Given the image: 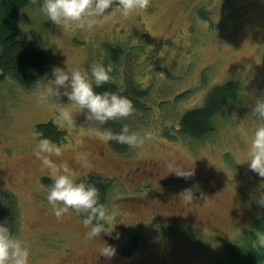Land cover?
<instances>
[{"label": "rangeland", "instance_id": "rangeland-1", "mask_svg": "<svg viewBox=\"0 0 264 264\" xmlns=\"http://www.w3.org/2000/svg\"><path fill=\"white\" fill-rule=\"evenodd\" d=\"M42 2L25 6L17 22L19 39L45 55L42 83L52 79L54 66L90 74L107 46L118 45L126 54L117 83L122 91L124 82L136 91L131 93L139 105L121 124L130 133L152 131L155 139L143 148L116 149L83 111L73 109L78 126L70 129L50 106L37 103L36 88L23 90L5 80L0 191L14 200L13 235L27 242L29 264H215L222 247L264 213L257 203L264 178L246 163L257 125L252 97L264 96V0H151L147 10L129 18L76 31L51 22L40 11ZM228 80L240 85L238 101L215 117L213 131L198 140L176 133L181 116L201 107L208 92ZM48 120L64 132L59 143L52 142L62 152L53 161L67 162L76 181L92 174L110 182L103 203L114 216L106 226L114 227L112 235L88 240L82 216L70 210L58 220L53 214L49 172L34 155L44 139L36 126ZM78 152L89 154L91 168L76 162ZM171 159L195 175L184 183L168 174L165 162ZM184 189L193 191L192 204L182 203ZM130 234L138 248L124 256L120 250ZM104 242L116 248L111 260L98 254Z\"/></svg>", "mask_w": 264, "mask_h": 264}, {"label": "clouds", "instance_id": "clouds-1", "mask_svg": "<svg viewBox=\"0 0 264 264\" xmlns=\"http://www.w3.org/2000/svg\"><path fill=\"white\" fill-rule=\"evenodd\" d=\"M151 0H43L40 11L56 26L65 31L92 30L102 27L113 18H129L135 13L147 10ZM37 4L38 0H30ZM115 65L108 63H93L89 70L79 68L68 69L54 66L52 79L37 81V103L50 106L56 113L57 119L66 127L75 129L78 126L73 109L85 113L88 122L103 126L110 121L115 122L128 118L136 113L133 101L119 92H97L96 88L105 85L112 79ZM67 98V103L62 102ZM254 104L251 115L256 118L257 125L248 143L247 164L251 171L264 178V96L252 97ZM233 120L238 116L235 111L230 114ZM103 139L131 148H143L146 142L155 139L152 131L129 132L127 125H123L119 132L105 129ZM34 155L41 161L42 170L49 172L51 184L48 186L47 201L52 212L59 220L70 210L82 216L83 226L88 229L86 238L92 240L101 234L112 235L114 227H106L114 220L113 214L104 203L100 202V191L94 183L87 182V178L76 181V173L67 162L56 163L52 157H60L61 149L49 139L38 141L34 148ZM89 154L78 152L75 160L83 168H91ZM168 174L189 179L195 175L194 169H186L177 164L174 159L165 162ZM182 203L192 204L195 196L191 189H184L179 193ZM257 203L264 207V192H261ZM256 239L251 247L264 248V232L255 231ZM115 238H119L116 234ZM98 254L111 260L116 255V248L103 243ZM30 249L26 241L13 235L6 223H0V264H29Z\"/></svg>", "mask_w": 264, "mask_h": 264}, {"label": "trees", "instance_id": "trees-1", "mask_svg": "<svg viewBox=\"0 0 264 264\" xmlns=\"http://www.w3.org/2000/svg\"><path fill=\"white\" fill-rule=\"evenodd\" d=\"M39 1V0H38ZM30 0H0V87L5 80L10 79L23 90L35 89L37 81L43 80L46 72V58L44 53L32 47H27L18 37V15ZM40 3V2H39ZM125 52L118 45H108L102 64L113 63L115 69L111 73L112 79L109 83L95 89L97 92H119L120 85L117 83L121 67V59ZM264 56V54H263ZM122 95L133 101L134 107L138 108L136 91H130L129 85L124 82ZM240 85L235 80H228L221 85L213 87L206 95L201 107L186 111L180 118L175 130L180 135L198 140L206 137L213 129V120L222 113L230 104L238 101ZM133 94H132V93ZM84 113V112H83ZM85 117V113H84ZM121 120V119H120ZM109 122L102 128L113 132L121 130V121ZM39 138H47L53 143L62 140L63 131L59 129L52 120L36 126ZM116 149L123 148L115 142H110ZM87 178V182L94 183L100 191V202L106 195L110 182L99 175L89 174L80 179ZM15 204L10 194L0 191V223H6L12 234H14ZM264 232V213L259 215L253 224L246 228L238 236L237 240L225 244L219 252L215 264H264V248L253 249L251 243L256 239L255 231ZM138 238L130 234L127 236L126 244L120 253L129 256L138 248Z\"/></svg>", "mask_w": 264, "mask_h": 264}, {"label": "flooded vegetation", "instance_id": "flooded-vegetation-1", "mask_svg": "<svg viewBox=\"0 0 264 264\" xmlns=\"http://www.w3.org/2000/svg\"><path fill=\"white\" fill-rule=\"evenodd\" d=\"M160 178H163V179H161V180L163 181L164 179H167L168 177H166V176H162V177H160ZM38 180H39V179H38ZM40 180H41V177H40ZM181 181H183L184 183L188 182V180H187V179H184V178H182ZM160 182H161V181H160Z\"/></svg>", "mask_w": 264, "mask_h": 264}]
</instances>
